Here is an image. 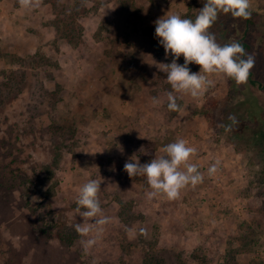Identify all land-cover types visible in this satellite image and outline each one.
<instances>
[{
	"label": "rangeland",
	"instance_id": "obj_1",
	"mask_svg": "<svg viewBox=\"0 0 264 264\" xmlns=\"http://www.w3.org/2000/svg\"><path fill=\"white\" fill-rule=\"evenodd\" d=\"M76 1L68 24L75 0H39L52 39L31 51L0 33V264H264V0H250V18L221 13L209 29L254 59L247 83L211 75L198 97H178L179 112L153 65L172 60L154 21L167 12L194 20L204 0ZM20 8L0 0V24ZM178 138L196 149L190 163L203 182L174 200L148 199L146 179L124 164L133 155L148 163ZM90 179L102 180L110 222L82 237L76 199ZM87 239L96 243L85 251Z\"/></svg>",
	"mask_w": 264,
	"mask_h": 264
},
{
	"label": "clouds",
	"instance_id": "obj_2",
	"mask_svg": "<svg viewBox=\"0 0 264 264\" xmlns=\"http://www.w3.org/2000/svg\"><path fill=\"white\" fill-rule=\"evenodd\" d=\"M19 4L27 9L38 6L39 0H19ZM249 9L250 0H204L194 20L167 12L154 21L155 36L164 48L165 57H172L170 63H153L166 74V80L171 86L172 91L167 93V107L170 111L181 110L176 102L179 96L191 95L195 98L205 87L212 85L213 81L208 79L211 75H223L234 80L237 85L247 83L254 59L239 42L220 45L209 29L219 14H230L234 19H248L251 16ZM181 56L184 58L182 65L177 63ZM193 63L199 66L198 72L190 70L189 65ZM152 100L154 105L161 103L156 97ZM120 150L123 151L122 148ZM195 153L194 147L178 138L162 147L160 154L148 163L141 164L138 157L133 155L124 164V171L129 177L142 176L146 179L151 189L146 192L148 199L164 196L174 200L179 198L182 189L203 182L204 176L197 165L190 163ZM218 164L219 161L209 167V176L217 172ZM101 182L90 179L78 191L76 211H84L81 213L83 222L75 225V231L82 237H88L94 227L97 232L102 231L103 226L110 222V217L103 215L98 198ZM140 231L146 234V229ZM82 243L87 251L96 240L87 239Z\"/></svg>",
	"mask_w": 264,
	"mask_h": 264
},
{
	"label": "crops",
	"instance_id": "obj_3",
	"mask_svg": "<svg viewBox=\"0 0 264 264\" xmlns=\"http://www.w3.org/2000/svg\"><path fill=\"white\" fill-rule=\"evenodd\" d=\"M35 8L39 9V6H33L27 9L21 7L18 12L15 11V14H12L11 19L8 20V22H6V20H1L0 33L3 35L5 40L1 41L3 42L2 44H5L8 40H11L12 45L17 51L20 49H22V51H31L36 45L38 46L39 43L44 44L49 41L50 38L52 39V35L49 33V28L43 25L44 20L42 18L41 12H34ZM109 82L110 81L104 82L103 80L98 91L101 95V99L104 102L107 100V103H105L106 107L109 101L110 106L113 104L112 99L108 97L109 95L113 94V90L108 85ZM113 111H116L114 106L111 108L110 112L114 114ZM117 115L118 113H116L115 116ZM119 116H121V114H119ZM121 118H119L121 121L124 120ZM122 123L124 124L126 122L122 121Z\"/></svg>",
	"mask_w": 264,
	"mask_h": 264
},
{
	"label": "trees",
	"instance_id": "obj_4",
	"mask_svg": "<svg viewBox=\"0 0 264 264\" xmlns=\"http://www.w3.org/2000/svg\"><path fill=\"white\" fill-rule=\"evenodd\" d=\"M74 11H73V13L72 14H70L69 16H68V18H67V20L69 21V23L68 24H71V22H72V20L74 19V15H75V13L76 12H78L77 11V8L76 7H79V3L75 0V2H74ZM61 17V11L59 10V12H58V18H57V16H56V18L57 19H55V24L57 25V30H60L59 29V18ZM73 28H74V26H73ZM74 30H75V28H74ZM61 33H62V35L63 36H67L68 34V31H61ZM74 34V32L73 31H71V35H73ZM249 77H251V73L249 74ZM250 81L252 82V83H254L255 81L253 80V79H250ZM247 102L251 105V107L254 105V102L251 100V99H249V100H247ZM253 108V107H252ZM254 111H255V109H253ZM256 112V111H255Z\"/></svg>",
	"mask_w": 264,
	"mask_h": 264
}]
</instances>
